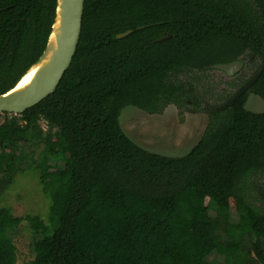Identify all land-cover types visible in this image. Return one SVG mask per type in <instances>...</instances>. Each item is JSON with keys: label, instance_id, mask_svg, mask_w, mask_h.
<instances>
[{"label": "trees", "instance_id": "1", "mask_svg": "<svg viewBox=\"0 0 264 264\" xmlns=\"http://www.w3.org/2000/svg\"><path fill=\"white\" fill-rule=\"evenodd\" d=\"M55 6L0 0V94L43 52ZM235 60L237 73L212 78L213 64ZM261 66L246 92L215 110ZM249 93L264 101V0H84L55 90L2 113L0 193L25 160L49 206L47 224L0 207V264H17L10 234L22 221L40 235L22 264H213L211 251L224 264H264V110L244 107ZM128 105L148 114L204 109L207 121L188 152L166 156L124 134L118 116Z\"/></svg>", "mask_w": 264, "mask_h": 264}, {"label": "rangeland", "instance_id": "2", "mask_svg": "<svg viewBox=\"0 0 264 264\" xmlns=\"http://www.w3.org/2000/svg\"><path fill=\"white\" fill-rule=\"evenodd\" d=\"M211 76L221 78L223 73L219 70H210ZM223 85H217L221 88ZM213 103V101H210ZM244 107L253 112L264 110V101L257 95L249 93ZM2 114L0 115V121ZM207 121L204 112L185 111L180 113L173 105H168L160 114H148L134 106L128 105L121 109L118 116V123L124 134L142 149L166 156H181L188 152L198 141ZM42 132L44 120L38 121ZM33 151L34 157H39V146H27V150ZM52 163L61 167L63 161L53 158ZM25 160L18 163V170L14 173L11 184L0 193V207L6 206L16 216L26 214L38 215L47 224V211L49 199L43 193L38 183L37 171L26 168ZM215 206L210 204L208 209L209 217H215ZM229 219L235 222L238 219V212L230 208ZM11 239L16 247L17 264H22L33 258L30 242L33 238H40L28 228L25 221L11 232ZM206 261L213 264H224V256L216 251H211L206 256Z\"/></svg>", "mask_w": 264, "mask_h": 264}, {"label": "water", "instance_id": "3", "mask_svg": "<svg viewBox=\"0 0 264 264\" xmlns=\"http://www.w3.org/2000/svg\"><path fill=\"white\" fill-rule=\"evenodd\" d=\"M59 3L61 4V21L58 26V37L54 44L53 55L47 60L44 69L34 80L22 86H17L18 81L11 89L0 94V114L4 112L8 114H17L37 104L55 90L63 73L68 68L79 39L84 0H56L55 16L43 52L49 42L53 25L56 20ZM130 32L131 30H126L125 32L117 34L116 37H124ZM168 37L169 35L158 39V41H162ZM242 66L243 63L241 61L235 60L227 63H216L211 67L223 71L227 75H233L238 72ZM262 70L263 67L261 66L241 86H239L230 97L217 106L216 110H223L232 105L240 95L249 89Z\"/></svg>", "mask_w": 264, "mask_h": 264}, {"label": "bare ground", "instance_id": "4", "mask_svg": "<svg viewBox=\"0 0 264 264\" xmlns=\"http://www.w3.org/2000/svg\"><path fill=\"white\" fill-rule=\"evenodd\" d=\"M61 21V4L59 3L57 8V16L55 23L53 25V29L49 38L48 45L39 58V60L34 63L26 72L23 74L21 79L18 82L17 86H22L24 84H27L28 82L34 80L44 69L45 64L47 63V60L51 58V56L54 53V44L56 42V39L58 37V26Z\"/></svg>", "mask_w": 264, "mask_h": 264}, {"label": "flooded vegetation", "instance_id": "5", "mask_svg": "<svg viewBox=\"0 0 264 264\" xmlns=\"http://www.w3.org/2000/svg\"><path fill=\"white\" fill-rule=\"evenodd\" d=\"M213 69H214V68H213ZM214 70H218V69H214ZM219 71H220V70H219ZM221 73H223V75H221V76L224 78L223 81H224V80H227V78H228L229 76H231V75H227V74L224 73L223 71H221ZM236 73H237V72H236ZM227 76H228V77H227ZM234 92H235V91H234ZM226 99H227V98H226ZM226 99H225V100H226ZM225 100H224V101H225ZM224 101H223V102H224ZM223 102H221V103H223ZM188 103H190V102L188 101ZM221 103H219L218 105L215 106V110H216V107L219 106ZM212 104H213V103L209 102V103H208V106H211ZM167 106H168V105H167ZM200 112H204V113L206 114V112L204 111V109H203L202 111H200ZM159 114H160V113H159ZM206 115H207V114H206Z\"/></svg>", "mask_w": 264, "mask_h": 264}, {"label": "built area", "instance_id": "6", "mask_svg": "<svg viewBox=\"0 0 264 264\" xmlns=\"http://www.w3.org/2000/svg\"><path fill=\"white\" fill-rule=\"evenodd\" d=\"M10 115V114H9ZM45 125H44V128H46L47 127V125H46V123H44Z\"/></svg>", "mask_w": 264, "mask_h": 264}]
</instances>
